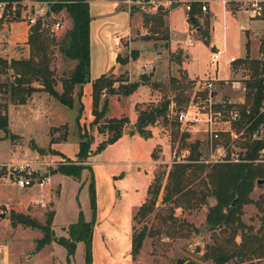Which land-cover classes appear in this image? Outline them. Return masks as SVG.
<instances>
[{
	"label": "rangeland",
	"instance_id": "1",
	"mask_svg": "<svg viewBox=\"0 0 264 264\" xmlns=\"http://www.w3.org/2000/svg\"><path fill=\"white\" fill-rule=\"evenodd\" d=\"M121 3L124 7L116 8L117 5L109 0H91V74L102 72L107 60H110L111 68L121 49V55H129L128 63L119 62L116 68L106 74L117 78L114 82L115 88L133 82L130 79L124 81L126 76L129 78L131 74V78L135 77L134 79L140 82L136 88L138 91L135 90L131 94L120 91L104 93L101 101L102 104L103 98L108 96L107 115L126 114L129 117L127 126L136 124L139 109L154 107L165 99H170V102L173 99L178 102L188 100L192 92L200 87L199 81L196 80L202 81L213 77L210 74L216 72L217 64L220 66V75L228 74L229 55L243 53L239 22L231 17L226 19L222 0L211 2V8L216 14L211 16L215 40L219 47L225 46L226 49L222 57L215 62L211 58L212 47L206 42V34L199 32L197 26L192 24L189 11L183 3L169 7V9L176 7L171 13V27L178 32L177 34L170 29L166 19L168 33L163 29L158 33L152 31L151 28L144 26L145 12L141 8L137 6L130 8L123 1ZM230 4L233 6L235 2L232 1ZM128 8L132 10L133 16L140 15L143 22L141 25H137L138 17L132 18ZM205 17L202 12L200 24L204 25L202 22ZM14 18H18L17 14H10L5 21H0V58L11 59L24 56L28 52L29 47L24 42L11 43L8 40ZM57 19L62 21L60 27L54 25ZM187 20L191 29L189 34ZM47 21L50 23V30L54 31L57 37H61L72 25L65 9L50 15ZM129 29H132L131 33L123 36L121 46H117L114 36H122ZM189 37L193 38V44L187 43ZM133 51L136 52V57ZM149 62L153 63L151 70L146 68ZM75 63L76 60L67 58L60 50H56L53 66L56 69V86L59 90L63 89L61 77L69 74ZM2 68L3 63L0 62V70ZM189 68L197 75L195 79L189 76ZM11 73L0 71V81L11 80L13 78ZM222 88L226 90L223 92L228 96L234 94L227 84ZM136 91L138 93H135ZM241 96L244 97L245 94L235 93L232 98L239 100ZM83 102V112H80L79 102L72 108L68 107L45 89L35 91L25 103L11 102L8 94L1 92L0 104H7L4 112L8 114L9 129L14 136L3 137L5 131L0 127V161H30L38 166L40 172L52 175L62 160L77 158L80 150L77 139H80L81 131L94 138L92 151L95 150L98 143L109 136V132L98 134L97 139L93 135L92 90L84 89ZM133 110L136 111L134 120L130 116ZM169 121L160 116L156 121L147 124L145 134L154 135L153 137H146L140 132L129 137H119L90 155L88 159H77L76 163L79 164H87L92 160L91 169L83 168L79 176L59 171L43 186L34 184L27 187L0 178L2 196L0 245L4 244L0 247V264H85L84 241L77 243L70 258L67 246L56 240L37 250V238L42 235V230L23 223L14 226L11 222L12 210L30 213L45 221L51 208L56 210L54 228L57 235L64 234L66 231L64 226L77 221L82 215L87 220H96L93 232V257L94 245L97 250L106 247L113 256L112 259H105L100 253L96 260L97 264H126L124 258L131 259V264H176L178 258L192 260L194 264H215L212 259L204 258L208 245L212 244L216 235L221 232L220 228H211L206 218L209 206L216 201L213 196L208 198L207 203L194 208L177 206L174 210L176 220L169 218L167 223L161 225L155 217L156 212L159 210L167 215L170 212L169 205L162 202V188L156 210L140 222L134 219L138 206L147 197L149 184L159 173L168 171L174 159L189 153L188 145L183 144L180 135L177 137L174 135L177 126ZM87 126L91 127V131ZM236 127L239 128V125ZM127 132H130V128ZM188 133L186 142H194L201 138L200 133ZM243 136L250 137L248 130L241 138ZM73 137L76 139H72ZM156 140L158 141L155 147L156 158H152L148 163V156L153 157L152 144ZM242 142L244 141L239 138L236 146L239 147V143ZM201 151L207 155V142H201ZM139 165L144 167V170L139 169ZM90 170L93 171L95 178V207L91 202L89 188ZM113 172L120 176L114 178ZM166 178L167 175L164 184ZM262 192L264 186L256 185L251 196L257 199ZM40 197L44 198V205L38 202ZM260 217L261 212L254 202L244 204L242 218L247 226H254V231L262 223ZM135 222L139 228L144 224L153 227V233L145 237L140 251L133 256L131 236ZM241 239L242 233L239 232L237 240ZM225 264H264V256L245 258L237 256Z\"/></svg>",
	"mask_w": 264,
	"mask_h": 264
},
{
	"label": "trees",
	"instance_id": "2",
	"mask_svg": "<svg viewBox=\"0 0 264 264\" xmlns=\"http://www.w3.org/2000/svg\"><path fill=\"white\" fill-rule=\"evenodd\" d=\"M15 0H8V6ZM18 1V0H16ZM49 2L50 10L60 12L66 10L71 18L72 25L57 37L54 31L50 30V23L39 19L30 28L27 43L29 44V54L26 56L13 57L11 59L0 58L3 68L0 71H11L13 78L11 80L0 81V93L8 94L11 102L25 103L29 97L37 90L45 89L60 102L68 107L76 106L79 102V110L83 112L84 102L83 86L87 82L93 84V124L98 126L100 132H109V136L100 141L92 151L93 137L87 132H80L79 146L80 150L76 159L66 158L61 161L55 172L62 171L69 175L79 176L83 168L91 169V163H76L77 159L85 160L98 150L103 149L108 143L116 141L124 132L129 117L128 116H106L108 110V96L104 93L122 92L130 94L136 90L140 82L138 80L127 82L120 88H115L114 82L117 78L106 73L92 78L91 75V0H45ZM122 1V0H121ZM177 3H174V5ZM168 8L160 7L156 12L144 13V26L151 28L154 32L161 29L169 32L165 20V14ZM201 11L200 3L194 1L189 11L191 22L198 24V13ZM194 15L195 20H191ZM16 18V17H15ZM14 18V19H15ZM10 19V18H8ZM3 21V19H2ZM56 21V20H55ZM166 25V26H165ZM206 34L207 41L209 27L201 29ZM167 36V35H166ZM60 50L67 58L76 60L73 69L69 74L61 77L63 89L59 90L56 86V69L53 66V59L56 50ZM134 57H136V52ZM129 55L118 53L117 61L126 64L129 62ZM253 74L247 83L246 102L242 104L243 122L248 123L247 130L252 133L257 131L264 124V113L260 108L264 98V59H255L252 61ZM126 79H128L126 77ZM37 83V84H36ZM101 104V105H100ZM170 99L163 100L160 104L151 108L139 109L136 120V129L145 134L147 124L156 121L160 116L169 121ZM7 104H0V127L5 131L3 137H13L9 129V118L7 112H4ZM249 108L250 112H247ZM169 122L177 126L174 135L188 145L189 154L185 160L173 161L168 171L159 173L155 180L151 182L147 189V197L142 202L135 214L134 219L137 222L142 221L147 215L154 212L157 208V202L163 188V203L168 204L169 214L156 212L155 217L161 225L167 223L168 219L176 220L174 210L177 206L182 208H194L208 202V198L213 196L215 203L209 206L207 212V222L211 228H220L215 241L209 244L204 253V258L212 259L215 264H225L227 261L240 256L261 257L264 256V192L259 198L254 199L251 196L256 185L264 186V182L258 183L259 178H264V162H255L254 158L258 156L259 150L264 145V140L256 138L252 141L240 143L244 146L245 160L239 162H204L200 160L202 155L201 142H186L189 133L183 131L180 133L178 123L173 119ZM66 138V136H64ZM156 158L155 149L152 152ZM89 182L91 202L95 207L96 186L93 171ZM167 175L165 184L163 183ZM237 200L233 204L234 200ZM248 202H254L261 212V225L254 231V226H247L242 218L243 206ZM56 210L51 208L45 221L39 220L30 213L12 210L11 222L15 226L18 223L37 227L42 230V235L37 238L36 249L40 250L47 244L56 240L67 246L69 258L75 252L79 241L85 242V264H94L93 257V232L96 220H87L83 215L74 222L64 226L67 234L57 235L54 228V217ZM247 227V229H246ZM242 233L241 241L237 240L238 233ZM153 233V227L144 224L141 228L135 222L131 236V252L135 256L141 249L143 241L148 234ZM223 235V236H220ZM176 264H194L192 260L178 258Z\"/></svg>",
	"mask_w": 264,
	"mask_h": 264
},
{
	"label": "built area",
	"instance_id": "3",
	"mask_svg": "<svg viewBox=\"0 0 264 264\" xmlns=\"http://www.w3.org/2000/svg\"><path fill=\"white\" fill-rule=\"evenodd\" d=\"M128 4L130 8L136 6L144 12H156L160 7L169 8L174 3H183L186 9L190 11L192 3L197 1L200 3L201 10L208 9L209 0H122ZM225 4H230L232 1L238 7L253 18H264V0H222ZM131 10V9H130ZM56 13L50 10L48 1L45 0H18L13 1L11 6H8V0H0V21L6 19L10 14H17V19L24 20L31 26L39 19L45 20L48 16ZM56 27L62 25L61 19H57L54 24ZM131 33V29L122 36H114V41L117 46H121L122 37ZM188 44H193L192 37L187 39ZM222 48H217L211 51L213 60H219L222 56ZM264 58V53L261 56ZM238 60L237 55L230 56V61ZM146 68L151 70L153 63L146 64ZM202 82V83H201ZM200 87L195 89L190 98L183 102L172 100L170 102L169 116L178 123L179 129L183 132H196L201 134L200 142H207L208 153L202 154L200 160L204 162H223L232 161L239 162L245 160L243 158L245 147L236 142L240 138L244 142L252 141L256 138L264 140V124L252 133L247 138L244 135L247 131L248 123L243 122V106L246 102L247 83L244 80L235 78H226L225 84L229 85L234 90H246L245 100L241 102L234 98L222 94V85L217 82V78L208 77L205 80L198 82ZM224 84V85H225ZM264 92V83H263ZM250 112L249 108L246 109ZM260 112L264 113V98L260 108ZM239 125V128L236 127ZM244 125V126H243ZM243 127V128H242ZM189 150V149H188ZM189 154V153H188ZM186 154L180 155L174 161H182L186 159ZM255 162H264V145L259 150L258 156L253 159ZM0 178L5 181H13L21 187H27L34 184L43 186L52 178L50 174L40 172L38 166H35L30 161H0ZM41 205L45 202L43 198L39 200Z\"/></svg>",
	"mask_w": 264,
	"mask_h": 264
},
{
	"label": "crops",
	"instance_id": "4",
	"mask_svg": "<svg viewBox=\"0 0 264 264\" xmlns=\"http://www.w3.org/2000/svg\"><path fill=\"white\" fill-rule=\"evenodd\" d=\"M109 1H111L114 4H116L117 5L116 8L124 7V5L121 3V0L120 1L119 0H109ZM211 2H213V0H209L208 1V9L206 11H203V10L199 11L200 15L198 13V17H199L198 24H195V23H192V24H195L197 26L196 29L199 32H201L202 27L204 28V25H206L205 28L206 27L210 28V31H209V34H208V40L209 41H207V43H209V45H211V47H212L211 51H212V50H215V49L221 48V47H219V45L217 44V42L215 40L214 32L212 30L213 23H212V17L211 16L216 15V14L214 13L213 9L211 8ZM180 7H183V6H180ZM174 8H176V7H173L172 9L168 8V10H167V12L165 14V19L169 22L170 29H172V30H173V28L171 27V20H172L171 13L173 12ZM222 8H223V13H225V17H226L227 20L231 17V18H233V19H235V20H237L239 22V27L241 29V32H240L241 36L240 37H241L242 45H243V53L242 54L234 53V54H230L229 55L228 63H227L228 64L227 70L229 72L228 74L220 75L219 74V67L220 66H218V64H217L216 72H214L213 74H210V75L213 76L214 78H217V82L220 85H222V86L225 84L226 78H228V79L239 78V79L244 80V82H248L251 79L253 71H254L253 67H252V64H253L252 61L255 60V59L256 60L260 59V58L264 59V58L261 57L263 55V53H264V18H253V17L249 16L247 13H245L243 10H241L238 7L237 4H233V6H232L231 4H225L222 1ZM183 9H184V7H183ZM129 12H130L132 18L133 17L134 18L138 17L137 18V20H138L137 25H139V24L141 25L143 23L141 21L140 15H138V16L134 15L133 16L132 10H130V9H129ZM202 12H204V14L206 15L205 19L202 22V23H204V25L200 24V18L202 16ZM203 18H204V16H203ZM1 21H2V19H1ZM3 21H5V19H3ZM166 24H167V22H166ZM15 25L17 27H14ZM190 30L191 29H190V26H189V23H188V20H187V32H188V34H189ZM127 31L125 33H123V34H126ZM29 33H30V27L26 23V21H24L22 19L21 20H15V21L11 22V30H10V35L8 37V40L11 43L12 42H24V44L28 45V47H29V44L27 43V40H28V37H29ZM177 33L178 32L174 31V34H177ZM222 50H223V53L226 51L225 46H223ZM121 51H122V49L118 53H121ZM28 54H29V48H28L27 54H25L24 56H26ZM232 55H237L238 56V60H236L234 62H231L230 61V56H232ZM211 58H212V56H211ZM115 60H116V62L112 65L111 68H110V60H107L106 64L104 65V68H103L102 72L100 71V73L98 72L97 74H95V73L93 75L91 74L92 78L98 77V76H100L101 74H104V73H108L113 68H116L118 66L119 62L117 61V58ZM213 61L215 62L216 60H213ZM222 67H223V65H222ZM130 73H131V70H130ZM188 74H189L190 77H192L194 79L197 77L196 74H193L191 72L190 68L188 69ZM134 78L135 77L131 78V74H130V77L128 79H124V81H129V79H130V81H136ZM196 81H200V80H196ZM84 89L86 91H91L92 90V92H93V84H92V82L90 81V82L85 83L84 86H83V90ZM231 90H232V92L234 94L235 93L236 94H241V93L245 94L246 93V90L245 91H243V90L237 91V90H234L232 88H231ZM137 91L135 93H138ZM223 91H226V90H224V88H222V94L225 95V96H228ZM233 93H231V94H233ZM233 95H230L228 97L232 98ZM82 100H83V96H82ZM240 100H241V102H244L245 97L241 96ZM92 109H93V95H92ZM108 110H109V107H108ZM132 112H133V114L131 113L130 116H131V119L134 120L135 117H136V111L133 110ZM107 114L108 113H106V116H108ZM124 115L126 116V114H122V113L112 114V115L110 114V116H108V117H112V116L120 117V116H124ZM93 119H94V114H93V111H92V120ZM92 120H91V124L94 125L93 128H92L93 129L92 132L94 133L93 135H95L96 139H97L98 138V134H100L102 132L99 131L98 126L96 124L92 123ZM80 123L83 124L82 122H80ZM83 125H86V124L84 123ZM87 127H89V126H87ZM89 128H90V131H91V127H89ZM128 128H130V132H127ZM138 133H139V131L136 129L135 125H132V126H127L126 125V127L124 128V132L120 136V138H123L125 136L129 137V136L137 135ZM191 133H196V132H191ZM196 134H198V133H196ZM144 135L146 137H153L154 136V135H151V134H144ZM68 139H71V138H68ZM72 139H76V138L73 137ZM65 140H67V139H65ZM77 140L79 142L80 139H77ZM53 143H55V142H53ZM157 143H158L157 140L153 141L152 145H153L154 149H155ZM93 145H94V143H93ZM143 154L145 155V152ZM152 158H154V157L148 156V158H147L148 163H150L152 161ZM90 163H92V160L90 161ZM139 169L144 170V167L139 165ZM55 173H57V172H55ZM55 173H53L52 175H54ZM112 174H113L114 178H116V179L120 176L119 174H117L115 172H113ZM41 198H43V197H40L39 200ZM39 200H38V202H39ZM43 200H44V198H43ZM0 202H2V196L1 195H0ZM65 233H67V232L65 231ZM2 246H4V244L0 245V247H2ZM103 248H104V250H103ZM103 248L100 249V250H97V247L94 245V264H97L96 260H97V257L99 256L100 253L102 255H104L105 259H107V258L112 259L113 256L111 255L109 250H107L106 247H103ZM130 260H127V258H124L123 261L126 264H131Z\"/></svg>",
	"mask_w": 264,
	"mask_h": 264
},
{
	"label": "water",
	"instance_id": "5",
	"mask_svg": "<svg viewBox=\"0 0 264 264\" xmlns=\"http://www.w3.org/2000/svg\"><path fill=\"white\" fill-rule=\"evenodd\" d=\"M191 20H193V21L195 20L194 15L191 16ZM262 182H264V178H259L258 183H262ZM236 202H237V200L235 199L233 201V204H235ZM197 250H199V249H197Z\"/></svg>",
	"mask_w": 264,
	"mask_h": 264
}]
</instances>
